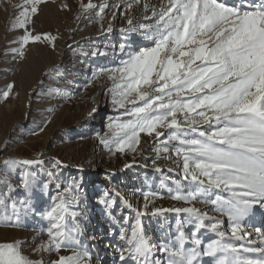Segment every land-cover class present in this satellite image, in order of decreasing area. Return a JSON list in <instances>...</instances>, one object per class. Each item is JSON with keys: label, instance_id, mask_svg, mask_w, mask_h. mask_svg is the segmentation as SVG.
<instances>
[{"label": "rangeland", "instance_id": "obj_1", "mask_svg": "<svg viewBox=\"0 0 264 264\" xmlns=\"http://www.w3.org/2000/svg\"><path fill=\"white\" fill-rule=\"evenodd\" d=\"M218 2L248 11L264 5V0ZM35 6L37 12L31 13V0H0V245L13 244L30 264L77 256L81 264H122L119 254L128 255L134 230L152 245L174 241L178 221L189 218L174 209L194 207L213 218L206 224L219 219L225 233L221 238L209 228L200 229L202 248L222 240L264 247V208L259 204L243 221L251 236L240 241L231 235L228 216L207 202L230 193L212 189L208 197L192 202L174 198L197 190L196 182L184 178L183 153L175 152L179 142L167 139L174 128L158 127L159 137L140 132L134 150H118L119 125L133 119L125 112L134 105L117 103L124 79L114 70L130 55L154 46L153 39L144 44L135 40L151 35L170 0H40ZM28 34L40 39L25 42ZM177 119L182 122L183 115ZM182 127L188 138H198ZM197 127L210 130L207 124ZM8 160L16 163L6 164ZM24 160L42 163L26 165ZM199 179L207 185L208 178ZM59 202L68 208L62 222L66 241L53 239L48 232L52 221L45 216ZM183 231L191 233L193 227L184 223ZM56 242H61L59 251ZM85 251L90 258L83 257ZM155 254L167 264L168 254L158 249ZM233 255L240 264L258 258L243 251ZM220 258V253L201 256L200 264H218Z\"/></svg>", "mask_w": 264, "mask_h": 264}, {"label": "snow or ice", "instance_id": "obj_2", "mask_svg": "<svg viewBox=\"0 0 264 264\" xmlns=\"http://www.w3.org/2000/svg\"><path fill=\"white\" fill-rule=\"evenodd\" d=\"M31 3V13H36L35 5L40 0H31ZM23 14L27 18V8ZM30 38L40 39L31 34L23 39L27 42ZM149 38L154 41L153 47L130 55L114 70L124 79L118 86L122 89V98L117 103L120 107L126 103L134 105L125 112L133 119L119 125L123 136L117 141L118 150L123 151L125 146L134 150L140 132L146 131L149 135L155 132L159 137L163 134L156 131L158 127L174 128L167 139L179 142L175 152L183 153L184 178L190 177L197 183L196 191L174 198L192 202L198 196L208 197L212 189L230 193L227 198L216 195L207 202L228 216L231 235L243 241L251 236L243 221L257 204L264 208V5L248 11L218 0H170V7L160 13ZM178 113L183 115L182 122L177 119ZM182 124L191 133H198V138H188L189 131ZM201 124H207L210 130H200L197 125ZM22 163L31 165L42 161ZM200 176L208 178L207 185ZM26 210L31 211V206ZM67 211V206L59 202L45 213L52 221L48 232L54 240L68 238L62 223ZM174 211L189 214L185 222L178 221L176 239L156 246L134 230L133 247L127 256L123 251L119 254L122 264L128 260L134 264H163L155 254L157 249L169 255L167 264H200L201 256L217 253L221 254L218 264H240L233 255L240 251L258 254V258H244L242 264H264V247L243 244L237 247L222 240L202 248L197 233L209 228L224 238L225 233L219 230L221 221L216 219L206 224V220L213 218L194 207ZM184 223L193 227L191 233L183 231ZM255 231L261 233L259 228ZM186 243L192 247L186 249ZM54 247L59 251L61 242H56ZM83 257L90 258V253L85 251ZM0 264L30 262L13 244H5L0 245ZM53 264H81V257H60Z\"/></svg>", "mask_w": 264, "mask_h": 264}, {"label": "bare ground", "instance_id": "obj_3", "mask_svg": "<svg viewBox=\"0 0 264 264\" xmlns=\"http://www.w3.org/2000/svg\"><path fill=\"white\" fill-rule=\"evenodd\" d=\"M150 37V35H143V36H139V37H137L136 38V40H135V42L136 43H148V42H150L152 39L151 38H149ZM214 264H217V262L216 263H214Z\"/></svg>", "mask_w": 264, "mask_h": 264}]
</instances>
